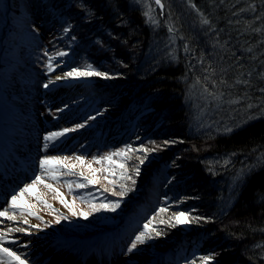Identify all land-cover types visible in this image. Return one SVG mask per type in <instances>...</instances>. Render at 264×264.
<instances>
[{
  "label": "trees",
  "instance_id": "1",
  "mask_svg": "<svg viewBox=\"0 0 264 264\" xmlns=\"http://www.w3.org/2000/svg\"><path fill=\"white\" fill-rule=\"evenodd\" d=\"M53 5L69 15L80 53L111 77H87L94 87L119 97L130 118L148 110L140 121L154 128L150 142L176 144L157 148L146 182L164 173L195 197L182 209L202 219L184 232L158 224L155 249L176 243L188 261L264 264V0Z\"/></svg>",
  "mask_w": 264,
  "mask_h": 264
},
{
  "label": "rangeland",
  "instance_id": "2",
  "mask_svg": "<svg viewBox=\"0 0 264 264\" xmlns=\"http://www.w3.org/2000/svg\"><path fill=\"white\" fill-rule=\"evenodd\" d=\"M21 3L18 4V0H0V211L8 207L7 201L14 192L31 183L34 176L43 175L45 182L58 189L68 203H73L76 197L77 212H88L89 216L84 219L71 215L55 199V194L42 185L35 191L52 205L51 209L25 196L24 200L34 205L32 211L36 216L21 218L18 211L15 215L22 221L28 220V224L22 223L23 227L39 234L37 242L43 244L36 251L41 252L42 258H57L59 264H117L123 257L133 256L137 259L133 264H192L193 261L187 259V251L175 249L176 243L161 251L155 249L153 239H149L133 252L127 251L130 242L143 230V225L155 216L153 212L161 204L164 203L163 207L169 209L166 213L169 217L172 212H185L182 207L195 198L181 196L174 187L176 183L171 180L167 182L169 179L164 173L161 174L162 180L155 181V184L146 182L148 165L159 157L157 149L147 153L143 164L136 159V156H144L142 152L130 154L131 158L113 156L112 164L107 160L101 163L93 160L94 157L98 159L118 152L127 145L138 149L158 144V148L171 151L176 144H161L158 142L160 137L158 141L150 142L154 128L145 127L140 121L148 110L130 118L128 108L119 104V97L94 87L87 78H67L70 81L62 82L59 87L47 92L44 83L58 74L62 75L73 68L83 70L88 65L97 71L100 68L80 53L82 45L72 36L74 28L64 8L53 5V0H22ZM65 28H69L66 34ZM61 51L67 55L59 56ZM50 56L54 58L52 63L55 68L51 73L46 67ZM103 80L108 82V79ZM62 108L64 110L60 111ZM92 116L96 118L90 119ZM81 123L85 124L84 128L77 127ZM157 126L158 123L155 128ZM65 128L75 131L51 141L44 140L45 136ZM121 131V135L115 138L114 135ZM45 143L48 144L47 149L44 148ZM45 156H66L70 164H77L74 158L82 156L85 163L83 167L78 165L73 169L72 174L67 169H60L58 180H52L49 173L42 174L39 169L38 161ZM120 163L125 164L128 174L136 180L135 185L120 179L121 170L117 167ZM88 165L97 170L95 175L100 182L78 188V183H87L79 173L83 171L85 175H90ZM137 165L140 169L138 176L134 171ZM101 169H109L116 175L109 176ZM108 179L115 180L114 188L107 183ZM68 182H71V192ZM120 184L134 190L127 191L123 198L113 196L112 191H121ZM106 187L109 188L108 192L104 191ZM145 189L148 192L146 197ZM81 196L83 200L78 198ZM117 200L120 207L114 212H97L91 208V204ZM159 217L153 221L156 227ZM177 226L181 227L182 232L190 228L188 224ZM153 238H156L155 235ZM3 246L26 259L27 264H41L40 259L23 255L11 244ZM195 264L202 262L197 260Z\"/></svg>",
  "mask_w": 264,
  "mask_h": 264
},
{
  "label": "snow or ice",
  "instance_id": "3",
  "mask_svg": "<svg viewBox=\"0 0 264 264\" xmlns=\"http://www.w3.org/2000/svg\"><path fill=\"white\" fill-rule=\"evenodd\" d=\"M156 4L160 5L161 0H155ZM146 15H148L146 13ZM149 19H151V16H149ZM204 24H208L209 22L205 19L203 20ZM69 31V28H65L64 32L65 34ZM171 31V29H170ZM47 55V52L45 53ZM59 56H65L67 55L66 52H59ZM53 57H49V63L46 65L49 73L55 70L52 60ZM87 77H102L104 79H109L111 77L108 76V74L104 72L97 71L94 69L91 65H88L85 69H80V68H73L70 71L64 72L62 75L58 74L55 76L54 80H49L47 83H44L43 87L47 89L50 84L55 83L56 81H62L67 78H72V79H80V78H87ZM251 107V106H250ZM64 109H60V111H63ZM95 116L90 117V119H95ZM78 128H84L85 124L81 123L77 125ZM75 131V129H70V128H65L62 131L59 132H53L47 136L44 137L45 141H51L56 138L62 137L66 135L67 133ZM228 131H231V129H228ZM170 143L169 141H165V144ZM158 147L155 144H153V147H145L142 146L138 149L133 148L131 145H127L125 148L120 149L118 152H112L107 154L104 157L100 158H93L95 163H101L104 160H107L109 164L114 163L112 160L113 156H120V157H125V158H131L130 154H134L136 152H142L144 153V156H136V159L139 160L140 164L144 163V159L147 156V153L150 151H155ZM44 148H48V144H44ZM78 163L77 164H70L68 163L69 157H54V156H45L44 158L39 159V169L41 173H49V177L52 180H58V171L60 169H67L69 174H72V170L75 169L78 165L83 167L84 166V158L82 156H76L74 158ZM117 167L121 170L120 172V179L121 180H127L131 181L133 185H135L136 180L133 179L131 175L128 174V170L125 167L124 163H120L117 165ZM88 171L90 175H85L83 171L79 173V176L83 178L84 181L87 183H78L77 187L78 188H86L88 185H96L98 184L99 178L95 175L97 172L96 169H93L91 165H88ZM101 171H106L108 172L109 176H115L116 173L114 171H111L109 169H101ZM136 175H139L140 169L139 165H137L134 169ZM107 179V177H105ZM107 183L109 185H112L113 188L116 186V182L113 179H108ZM42 185L44 188H46L49 192H52L55 194V199H57L62 205H64L68 211L71 213L73 216H80L83 217L84 219H88L89 213L88 212H77L75 208V199L74 197L73 203H68V201L65 199L63 194L56 188L52 186V184L46 183L45 179L43 178V175H36L32 179L31 183L25 184L23 187H21L18 191L14 192L11 195V199L7 201L8 207L4 208L2 211H0V218H4L9 221H16L17 217L15 215V212H19L21 218L25 216H36V213L32 211L34 208V205L28 203L27 201L24 200L25 196L32 197L34 198L38 203H41L44 205V207L51 209L52 205L48 204L46 200L43 199V197L35 191V189ZM68 187L69 191L71 192V182H68ZM121 191L117 193L116 191H112L111 194L113 196H119L123 198L127 191L134 190V189H128L124 184L119 185ZM105 192L109 191V188L104 189ZM79 199L83 200V197H78ZM120 207V201L117 200L115 202L113 201H106L104 203L100 204H91V208L93 211H108V212H114ZM9 209L12 211L10 212ZM54 210V209H53ZM169 209L167 207H161L159 211L156 213L155 216L152 217L151 220H149L147 223L143 225V230L139 232L138 235L135 236L134 240L130 242L131 246L127 249L129 253L133 252L138 245H143L147 240L152 239L153 235L155 237H160L163 235V232L159 230L154 224L153 221L156 220L158 216H160L163 213H167ZM38 218V217H37ZM202 218L201 217H192L190 213H186L184 211H177V212H172L171 215L167 219H160L159 224L162 225H167L170 227H175L177 225H184V224H190L193 221L199 222ZM23 222L25 224L28 223L27 219H24ZM59 219H57V223H59ZM21 232L24 233L25 229L24 228H8V232ZM27 234V233H26ZM4 234L0 233V264H27L26 259H22L20 255H18L15 251L11 250L8 247H4ZM202 262V264H212V261L214 260V257L212 255L208 256H202L199 258ZM192 264H195V261L192 262Z\"/></svg>",
  "mask_w": 264,
  "mask_h": 264
},
{
  "label": "bare ground",
  "instance_id": "4",
  "mask_svg": "<svg viewBox=\"0 0 264 264\" xmlns=\"http://www.w3.org/2000/svg\"><path fill=\"white\" fill-rule=\"evenodd\" d=\"M54 79H55V77L53 78V80ZM67 81H70V80L65 79V80L56 81L55 83L50 84L48 89H47V92L54 90L55 88L59 87L60 83L67 82ZM121 133H122V131L117 133L118 135H116V136L114 135V137L117 138V136L121 135ZM2 209H4V208H2ZM18 221H20L21 224H19ZM22 223H24V222L20 218H17L16 221H9V220H6L4 218H0V233L4 234V244H11L20 253H22L23 255H27L28 257H30L34 260L40 259L41 264H59V260L57 258H55V259H52L49 257L42 258L41 254H40L41 252L36 251V249L38 250L39 247L43 244V242H37L38 239H36V237H38L39 234L33 230L31 232L25 226L23 227ZM9 227H11L13 229L24 228L25 232L24 233L16 232V231L8 232ZM12 236H15V238ZM16 236H18V238H16ZM136 260L137 259L133 256H126V257H123L121 259V261H117L116 263L117 264H133V262H136Z\"/></svg>",
  "mask_w": 264,
  "mask_h": 264
}]
</instances>
